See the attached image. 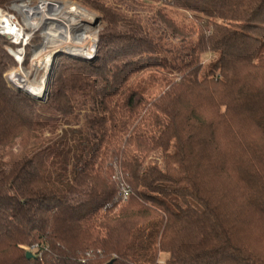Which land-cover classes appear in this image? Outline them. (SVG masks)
Wrapping results in <instances>:
<instances>
[{"label": "trees", "instance_id": "16d2710c", "mask_svg": "<svg viewBox=\"0 0 264 264\" xmlns=\"http://www.w3.org/2000/svg\"><path fill=\"white\" fill-rule=\"evenodd\" d=\"M77 1L106 22L98 54L59 57L45 102L8 84L0 34V264H264V0H159L195 38Z\"/></svg>", "mask_w": 264, "mask_h": 264}, {"label": "rangeland", "instance_id": "374dc122", "mask_svg": "<svg viewBox=\"0 0 264 264\" xmlns=\"http://www.w3.org/2000/svg\"><path fill=\"white\" fill-rule=\"evenodd\" d=\"M42 0H21L12 3L8 8H0V26L3 25V21L7 18L11 22L18 24V27L24 29V37L17 38L15 35H10L8 33L0 32V34L6 35L11 44H6L5 49L12 56L14 62L10 65L5 73L8 84L15 90L24 92L28 96L36 99L38 102H45L49 97L50 83L53 79L54 65L59 60V57L69 55L73 57H78L86 61L95 60L98 54V43L100 33L103 31L106 22L103 19L102 13L77 0H52L61 1L66 6L77 7L83 6L89 10V14L93 15V20H84L80 24L76 25L74 28L70 29L68 36L69 38H74L79 33H84L86 38L80 40V43L63 42L58 44L57 41H52L53 37L47 36L46 31H48L50 24H37L39 21V16L32 18L33 24L31 26L27 25V18L23 11L14 8L15 4H24L28 6V10L32 11L36 9ZM139 3L136 6V12L141 14L143 18H153L156 16L157 10L161 9L162 13L171 18L173 23L179 25V27H186L190 32H197L199 30L200 24L197 17L194 16L193 11L185 9L182 7H175L173 5L164 6L159 0H135ZM77 5V6H75ZM31 8V9H30ZM30 19V18H29ZM35 19V20H34ZM35 21V22H34ZM204 21L201 19V22ZM37 22V23H36ZM158 25H162L158 21ZM2 28V26L0 27ZM170 29V28H169ZM53 31V29H51ZM54 29L55 33L59 34V30ZM168 30V28H167ZM167 37L164 39L163 48L166 52L165 55L173 54V46L180 44V39L175 37L174 34L171 36V32L166 34ZM193 38L197 36V33L193 32ZM55 38V37H54ZM57 38V37H56ZM19 40V41H18ZM26 40V43L24 41ZM18 41V42H16ZM40 56L42 61H37L36 57ZM173 57V56H172ZM206 57V56H204ZM212 55H208L202 63V69L200 74H203L207 69L208 64L211 60ZM47 69V75H45V90L43 96L35 97L33 93L26 91L25 86L31 82L33 85H39L41 79L44 76V72ZM45 70V71H44ZM155 68L145 69L142 72H138L133 76L132 82L138 83L141 80H146L149 73H153ZM22 89V90H19ZM29 90V89H28ZM156 93V91H154ZM45 100V101H44ZM154 159L160 161L158 154L154 155ZM124 187H129L125 184ZM29 247H27V251ZM33 254L35 252H32ZM166 255V254H165ZM165 256L163 255V258ZM160 259V264L164 259Z\"/></svg>", "mask_w": 264, "mask_h": 264}, {"label": "bare ground", "instance_id": "6f19581e", "mask_svg": "<svg viewBox=\"0 0 264 264\" xmlns=\"http://www.w3.org/2000/svg\"><path fill=\"white\" fill-rule=\"evenodd\" d=\"M13 6L14 8L25 13L24 15H26V18L28 19V26L34 25L32 18L37 15L39 16V21L38 23L36 22L37 24H50V27L48 28L49 30L46 31V35L53 37V39L51 40L59 42L58 44L71 41H75V43L79 44L80 40L84 39V37L86 38L85 34L81 32L77 34L74 38L70 39L68 36L70 29L74 28L81 22H84L85 19L89 21L93 20V18L95 17L89 14V10L83 6L75 5L77 7H69L68 5L66 6L65 4H63L61 1L42 0L40 2V5L32 11L28 10V6L24 4H15ZM8 19L9 18H7L6 21L2 22L4 24L1 25L2 28H0V30L13 34L17 38H20L22 35L21 28L14 26ZM51 29H53V31ZM54 29L59 30V34L55 33ZM36 60L42 61L39 55L36 57ZM45 70V74L41 79L39 85H33L31 82H29V84L25 86L26 91L28 89H32L31 91L35 97L43 96L46 92L44 88V82L46 77L45 75H47V69Z\"/></svg>", "mask_w": 264, "mask_h": 264}, {"label": "built area", "instance_id": "2783aa9c", "mask_svg": "<svg viewBox=\"0 0 264 264\" xmlns=\"http://www.w3.org/2000/svg\"><path fill=\"white\" fill-rule=\"evenodd\" d=\"M11 23H12L14 26L18 27V24H16V23L13 22L12 20H11ZM19 28H20V27H19ZM21 30H22V35H21L20 38H23L24 35H25V34H24V29L21 28ZM0 32L7 33V32H5V31H1V30H0ZM8 34H10V33H8ZM10 35H13V34H10ZM18 39H19V38H18ZM18 41H19V40H18ZM18 41H16V42H18ZM24 43H26V40L24 41ZM121 196H122V200H123V201H126V200L128 199V197H129V189H128V187H123L122 192H121ZM36 249H37L36 245H31V246H29V248H28V250L31 251V252H35ZM162 262H163V261H162Z\"/></svg>", "mask_w": 264, "mask_h": 264}, {"label": "water", "instance_id": "95a60500", "mask_svg": "<svg viewBox=\"0 0 264 264\" xmlns=\"http://www.w3.org/2000/svg\"><path fill=\"white\" fill-rule=\"evenodd\" d=\"M19 90H22V89H19ZM32 89H30V90H27V91H29V92H31L32 93V91H31ZM36 100V99H35ZM45 101V100H44ZM26 256H27V258H32V257H34L35 255L31 252V251H27L26 252ZM113 263V261L111 260V261H109L108 263H106V264H112Z\"/></svg>", "mask_w": 264, "mask_h": 264}]
</instances>
